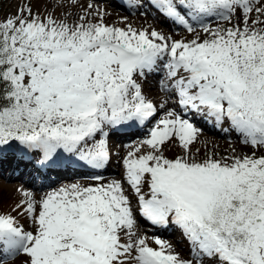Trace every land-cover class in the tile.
Wrapping results in <instances>:
<instances>
[{"label": "snow or ice", "instance_id": "obj_1", "mask_svg": "<svg viewBox=\"0 0 264 264\" xmlns=\"http://www.w3.org/2000/svg\"><path fill=\"white\" fill-rule=\"evenodd\" d=\"M147 4L193 38L109 24L104 8L80 0H54L43 12L22 0L0 18V157H28L41 173L103 169L111 130L158 116L138 78L157 74L167 97L164 115L123 157L122 178L95 175L39 199L18 189L22 199L0 212V264L21 256L23 264H264V0ZM65 5L81 8L75 19L55 15ZM169 99L180 112L165 109ZM193 116L217 128L227 122L251 153L201 156ZM170 143L181 154L167 157ZM137 216L178 228L191 259L141 234Z\"/></svg>", "mask_w": 264, "mask_h": 264}, {"label": "bare ground", "instance_id": "obj_2", "mask_svg": "<svg viewBox=\"0 0 264 264\" xmlns=\"http://www.w3.org/2000/svg\"><path fill=\"white\" fill-rule=\"evenodd\" d=\"M89 2L104 8L109 13V15H108L109 17L120 16L121 14L124 13L123 16L127 15V17L125 19L126 23L129 22L128 15H131V13H133V12L136 13L138 10H147L148 11L147 20L144 17H142L143 19H145V26L144 27L147 28V27L151 26L152 28H155L157 31L164 33L166 36H172L173 39H177L179 37H181V38L182 37L183 38L188 37V38L192 39L193 35H194V34L188 33L183 28V26L176 24L174 21H172L170 19L165 18L162 14L157 12L155 9L149 7L147 2H145V1H144V3H142L143 7L131 8L128 6L127 0H80V4L83 5L84 7H86ZM14 4L15 3L13 2V0H0V10L6 9L9 12V14H13L15 9H16V5H14ZM70 13H71V16L69 17V19H75L77 17V15L79 14V11H77V9H74ZM119 18L120 17H117L116 19H119ZM148 18H150V19H148ZM136 20L137 19L135 18V21ZM206 22L210 23L212 27L217 26V21L214 19H209ZM157 23L161 24L162 27L157 26ZM171 30H173L174 32H171ZM158 80L159 79H157V80L151 79L150 81L146 80L148 82H146L145 84H151V85H148V87L153 88V90H159L157 92L156 91H152V92L154 94H157L160 96L157 100V102L160 104L165 99H167V97H165V94L162 91H160V89L158 88ZM159 104H157L158 105V116L156 118H160L164 115V109H159ZM173 107H175V110L177 112H180L177 109V106L175 105V101L173 103L172 101L170 102V99H169L168 103L165 105V109H170ZM156 118H154V120ZM191 118H192L193 122L195 123V125L201 129V133L199 135L198 142L203 140V141H206L208 143H211V144H214L217 146H222V145L230 146V147H232V149H235L237 153H249V154L251 153L252 149L246 145H243L240 142V138L235 131L232 130L231 134L221 133L220 128H217V127L213 126L212 124L206 123L204 121V119L198 118L195 116H193ZM154 120L152 122H149L145 126H139V125H136L134 127L133 126H123L119 130H111L110 133L115 135V137L117 139L120 138V141H118V143L117 142L115 143L114 141H112V139H109L110 149H114L117 144H121L122 153L127 152L128 150H132L133 145L137 144L140 140L146 138L148 132L150 131L152 124L154 123ZM134 128H136V130H134ZM198 142L196 144H198ZM177 148L179 149L178 145H177ZM231 154H232V152H231ZM119 155H120L119 153L116 154V157L118 158ZM78 168L79 167H77V166H72V167L62 168V169L65 171H71V170H77ZM4 169L6 171L2 172V170H4ZM111 169H112V167H111L110 163L108 162V164L103 169H99V171L98 170H89L88 172H85V173H83V172H76L75 174L71 173L70 178H76V177H88V178H83V179L73 180V181H69V182H65V183H60L56 188L60 187L63 184L70 183V182H81L84 184L95 183L96 181L92 178L93 175L102 176L103 177L102 182H108L112 179L122 178V175L117 176L118 178H110L111 176L109 178H107L106 176H109ZM15 171L16 170L14 169V167L11 164H8V167L0 168V175H2L3 178H5V179L14 178V179H17L20 183H22V185H24V186H20L18 183H13V184H11V187L14 186V188L24 189L27 191H31L29 188L32 187L36 191H31V192H33L34 196L37 199H39L44 193L52 190V189H47L44 192H41V193L38 192L37 189L35 188L37 186L36 182L34 183L33 181H31L29 179L28 180L27 179L22 180V177L20 175H16ZM52 171H54V170H52ZM9 172H12V174L8 176L7 173H9ZM48 172H51V171H48ZM61 177L67 178L68 175H67V173L64 175L61 174L57 179H60ZM50 181L51 180H49L47 182V184H49ZM52 182H54V181H51L50 183H52ZM129 191H130V189H129ZM17 192L19 193L18 196L20 197V200H21L22 199L21 194L18 190H17ZM133 207L136 208L137 206H133ZM139 220L142 222L143 227H145V225H146L145 222L141 218H139ZM147 226L148 227H145V229L140 230L141 234L147 235L149 237H153V236L159 237L162 240L167 241L168 243H170L172 245L174 251L176 253H178L179 256L183 255L185 253H186V255L188 254V251H184V252L180 253L179 248L176 245L177 243L174 242V237H173V235H175L174 227L168 226L167 228H161V227H156V226H151V225H147ZM148 228H151L152 230H150L148 232ZM188 259H191V257H189Z\"/></svg>", "mask_w": 264, "mask_h": 264}, {"label": "rangeland", "instance_id": "obj_3", "mask_svg": "<svg viewBox=\"0 0 264 264\" xmlns=\"http://www.w3.org/2000/svg\"><path fill=\"white\" fill-rule=\"evenodd\" d=\"M13 2L15 3L14 5H17L18 3H21L22 0H13ZM54 2V0H31V3H32V7H33V10L35 11H41L43 12L46 8L48 10H51V7H52V3ZM41 3V4H40ZM40 9V10H39ZM74 9H77V11H81L80 7L77 6V7H68L67 5H65V7L63 8H56L55 9V15L57 17H61L64 13H70L72 12ZM15 12V11H14ZM148 11L147 10H138L136 13H131V15H128V20L129 22H127V24H131L133 25L134 27L136 28H145V19L147 20V15ZM9 12L6 10V9H3V10H0V18H2L3 16L5 15H8ZM123 14H121L120 16H106L105 17V20L107 23L109 24H116L117 26H120V27H123V23H121V21H125L127 15L123 16ZM122 16V17H121ZM117 17H120L119 19H116ZM142 17H144L145 19H143ZM135 18L137 19L135 21ZM150 19V18H148ZM71 20V19H70ZM157 26L159 27H162L161 24L157 23ZM171 32H174L173 30H171ZM179 39H186V40H190V38L188 37H179L177 38V40ZM149 76V77H148ZM157 80L159 79L158 75L155 74V73H152V74H147L146 73V79H139V82L142 84L143 86V90H144V93L146 96H148L149 99L153 100L155 103L159 104L157 102L158 98L160 97L159 95L157 94H154L152 91H159V90H153V88H150L148 87V85H151V84H145L146 82L150 81V80ZM148 80V81H146ZM147 87V88H146ZM162 95V94H161ZM173 102L174 103V100L173 99H170V102ZM177 109L179 111L180 108L177 107ZM228 128V124L227 122H225V124L220 128L221 129V133H225V134H231L232 133V130H229V131H225L224 129ZM110 133V132H109ZM112 135V137L110 139H112V141H114L115 143L118 141H120V138H116L115 135H113L112 133H110ZM109 139V138H108ZM173 145V146H172ZM195 148H200L201 150V156L203 155V153L205 152V150L207 151H211V152H214V153H218L220 156H224V155H230L231 152H232V147L230 146H217V145H214V144H211V143H208L206 141H200L198 142V144H196L195 146H193V150H195ZM111 150V153L112 155H115L114 158H115V161H112V169L110 171V174L109 176H106L107 178H118L117 176L119 175H123V166H122V159L125 155H127V153L130 151L128 150L127 152H123L121 151V144H117L115 146L114 149H110ZM164 154L169 157V158H174L176 155H179L181 154L182 150L179 148H177V144L175 143H170L168 144L167 146H165L164 148ZM120 154L119 157L117 158L116 157V154ZM117 160V161H116ZM6 170H2V172H5ZM113 171V172H112ZM112 172V173H111ZM12 172H9L7 173V175H11ZM64 175L66 173H60L56 176H50L48 177V179H44V180H40L39 182L36 181L35 179H30L27 177H25L24 180H31L33 181L34 183L35 182H38L39 184L35 187L37 189L38 192H44L45 190L47 189H53V188H56L60 183H65V182H69V181H73V180H78V179H83V178H88V177H76V178H70V174L71 173H67L68 177H61L60 179H57L60 175ZM116 174V175H115ZM51 178V179H50ZM93 178V177H92ZM90 179V178H89ZM51 180V181H54L52 183L49 182V184H47V182ZM13 183H18L20 186H24L22 185V183H20L17 179H14V178H11V179H5L2 177V175H0V212H3V213H8V212H11L12 208L20 201V197L18 196L19 193L17 192V190L19 188H14L11 187V184ZM47 184V185H46ZM31 191H36L34 188H29ZM133 206H137L135 204V202L133 203ZM12 215L16 216L17 219L19 220L20 224L25 228V230H30V223L29 221L27 220L26 217H23V216H19L16 212H12ZM137 219H138V225H139V230H142V229H145V227H148L147 226V223L145 222V227H143V224L142 222L139 220V216H137ZM174 227V232H175V235H173L174 237V242H176L177 244V247L179 248V251L180 253L184 252V251H188V254L186 255L183 254V255H180L181 258L183 259H188L190 256V249H189V245H188V242L187 240L183 237L181 231H179L178 228H176L175 226H172ZM152 230L151 228H148V232ZM178 232V233H177ZM151 243V242H150ZM151 246L152 247H157L154 243H151ZM176 247V246H175ZM185 248V249H184ZM23 257H18L16 260L12 261L11 264H23Z\"/></svg>", "mask_w": 264, "mask_h": 264}]
</instances>
